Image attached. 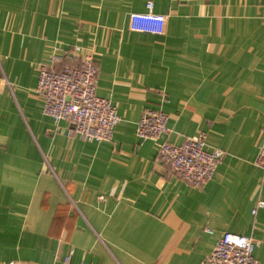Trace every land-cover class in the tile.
I'll return each mask as SVG.
<instances>
[{
  "label": "crops",
  "instance_id": "crops-1",
  "mask_svg": "<svg viewBox=\"0 0 264 264\" xmlns=\"http://www.w3.org/2000/svg\"><path fill=\"white\" fill-rule=\"evenodd\" d=\"M148 2L167 34L131 29ZM85 54L121 118L111 142L56 123L36 91L42 65ZM149 110L168 116L157 142L136 133ZM200 134L225 156L196 189L158 145ZM262 148L264 0H0V264H201L225 233L264 264Z\"/></svg>",
  "mask_w": 264,
  "mask_h": 264
},
{
  "label": "built area",
  "instance_id": "built-area-1",
  "mask_svg": "<svg viewBox=\"0 0 264 264\" xmlns=\"http://www.w3.org/2000/svg\"><path fill=\"white\" fill-rule=\"evenodd\" d=\"M147 9V13L130 15L131 29L156 35L167 34L169 17L155 14L153 2H148ZM143 24L155 27L145 28ZM97 80L98 68L94 58L85 54L78 68L66 67L61 71H53L42 65L36 91L43 98L44 114L56 123H71L74 126L73 134L85 141L111 142L121 118L111 100L97 95ZM136 133L141 140L157 142L170 133L168 116L162 111L145 112ZM207 148L206 136L200 134L178 146L168 142L160 143L158 157L171 166L188 185L202 189L214 177L225 156L220 149L209 151ZM256 165L262 170L264 182V148L258 154ZM262 208L264 202L260 201L253 214ZM255 248L256 244L251 238L225 233L201 264H259L254 255ZM70 261L71 257L66 263ZM8 264L22 263L13 261Z\"/></svg>",
  "mask_w": 264,
  "mask_h": 264
}]
</instances>
